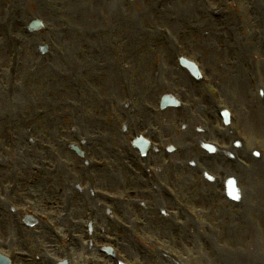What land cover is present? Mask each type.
Here are the masks:
<instances>
[{"label":"rangeland","instance_id":"rangeland-1","mask_svg":"<svg viewBox=\"0 0 264 264\" xmlns=\"http://www.w3.org/2000/svg\"><path fill=\"white\" fill-rule=\"evenodd\" d=\"M0 4L4 11L0 19V244L7 242L5 230L9 238L24 243L25 248H14L24 264L68 260L66 247L79 255L78 262L120 264L119 259L97 251L96 239L89 240L90 223L100 238L95 230L108 222V209L116 207L130 221V229L118 231L113 224L106 230L124 236L125 253L132 260L127 264H264V0H0ZM177 6L179 14L172 18ZM213 13L226 17L216 20ZM35 17L46 28L30 34L26 29ZM254 30L261 32L257 46L250 43ZM45 46L47 55L41 52ZM176 46L182 47L181 54ZM181 57L206 67L215 81L212 86L195 84L181 68ZM13 67H19V73L10 89ZM12 90L14 97L9 94ZM173 92L185 106L180 112H168L175 114L168 118L186 120L169 127H177L182 136L186 134L183 123L200 121L220 149L205 169L222 177V185L205 179L201 169L190 171L196 196L184 195L180 200L200 215L202 224L213 225L210 230L195 229L199 221L193 222L167 199L164 183L149 178L139 153L129 145L135 135L127 125L134 117V124H145L146 108ZM225 107L236 117L231 126L221 117ZM103 110L107 116L101 120L98 114ZM233 130L240 136L232 135ZM185 142L182 136L180 145ZM83 143L93 149L92 162L104 165L99 173L93 171L95 182L87 174L82 180L75 171L77 165L86 166L70 145L84 149ZM129 166L142 172L131 175ZM176 169L174 164L168 173L162 172V180L175 184ZM228 174L239 182L240 203L225 194L223 180ZM16 176L21 188L12 197L8 188ZM92 183L102 195H92ZM200 191L211 198L210 203ZM11 205L18 207L21 216L34 213L37 226L23 227ZM138 206L144 211L130 213ZM57 218L66 219L76 235L61 250L56 237L70 231L63 225L54 227L57 233L48 228V222ZM6 248L1 252L9 255ZM93 251L96 256L91 257Z\"/></svg>","mask_w":264,"mask_h":264},{"label":"water","instance_id":"water-1","mask_svg":"<svg viewBox=\"0 0 264 264\" xmlns=\"http://www.w3.org/2000/svg\"><path fill=\"white\" fill-rule=\"evenodd\" d=\"M5 264H7V262Z\"/></svg>","mask_w":264,"mask_h":264}]
</instances>
